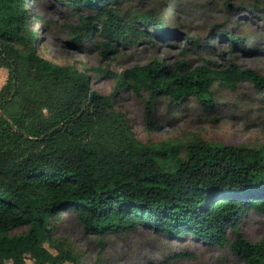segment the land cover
Listing matches in <instances>:
<instances>
[{
    "label": "trees",
    "instance_id": "obj_1",
    "mask_svg": "<svg viewBox=\"0 0 264 264\" xmlns=\"http://www.w3.org/2000/svg\"><path fill=\"white\" fill-rule=\"evenodd\" d=\"M67 1L76 10L94 13L81 16L82 27L72 30L76 43L94 39L97 28L123 44L129 42L126 34L136 40H181L162 15L157 21L152 15L137 18L144 25L140 30L133 27V20L120 24L117 0ZM25 2L0 0V67L8 72L0 89V264H25L26 254L35 264H81L70 242L54 238L59 220L66 216L83 234L99 239L142 228L166 240L189 237L227 248L243 264H264L262 244L248 241L238 229L245 211H264V147L197 141L181 155V149L166 142L140 145L108 100L97 93L90 97L86 75L38 55L36 33L22 9ZM218 37H227L231 47L244 43L238 35L223 32ZM183 40L184 55L200 48L190 35ZM100 45L110 47L108 42ZM23 76L37 85L63 87L61 99L38 97L18 105ZM240 79L264 93V75L255 71L234 66L188 71L184 62L170 67L164 58L125 70L118 85L136 94L149 90L148 112L159 95L175 105L195 97L203 109L211 110L214 82L221 80L233 88ZM107 121L123 137L116 147L99 145L93 138L95 125ZM20 227L27 231L14 234Z\"/></svg>",
    "mask_w": 264,
    "mask_h": 264
},
{
    "label": "rangeland",
    "instance_id": "obj_2",
    "mask_svg": "<svg viewBox=\"0 0 264 264\" xmlns=\"http://www.w3.org/2000/svg\"><path fill=\"white\" fill-rule=\"evenodd\" d=\"M25 1L22 9L29 17V27L36 33L34 47L38 55L71 73L86 75L92 94L109 101L110 109L121 115L140 145L166 142L181 149V155L197 141L264 147V93L249 80L240 79L233 88L216 80L211 87L214 98L211 110L203 109L195 97L175 105L169 97L159 95L148 112L149 90L141 89L136 94L130 87L118 85V77L125 70L146 65L155 58H164L170 67L184 62L188 71L199 66L214 71L234 66L238 71L252 70L264 75V0H117L115 10L120 24L133 20V27L142 30L144 25L137 18L152 15L157 21L162 15L165 24L181 35L180 42L170 43L145 37L136 40L126 34L129 40L126 44L109 40L98 28L94 39L76 43L72 30L82 27L81 16H94L93 12L76 10L67 0ZM223 32L238 35L244 43L231 47L227 37H218ZM186 35L199 41L200 48L184 55ZM103 42L110 44L108 50L100 45ZM22 74L27 75V70L23 69ZM7 75V70L0 67V89ZM18 91V105H28L38 97L60 100L63 87L52 83L37 85L23 76ZM43 113L47 116V110ZM112 123L95 125L93 138L99 145L116 147L122 140ZM238 229L248 241L261 243L264 248V211H245ZM25 231L26 227H20L14 234ZM54 238L70 242L81 264H243L227 248L201 244L189 237L166 240L148 229L103 239L88 236L69 216L59 220ZM228 238L233 239L230 230ZM44 247L52 254L57 253L48 244ZM24 263L35 264L28 254Z\"/></svg>",
    "mask_w": 264,
    "mask_h": 264
},
{
    "label": "water",
    "instance_id": "obj_3",
    "mask_svg": "<svg viewBox=\"0 0 264 264\" xmlns=\"http://www.w3.org/2000/svg\"><path fill=\"white\" fill-rule=\"evenodd\" d=\"M92 96V92L90 93V97Z\"/></svg>",
    "mask_w": 264,
    "mask_h": 264
}]
</instances>
